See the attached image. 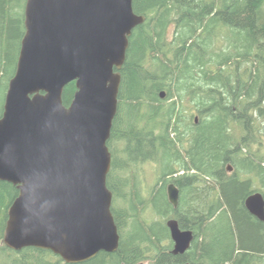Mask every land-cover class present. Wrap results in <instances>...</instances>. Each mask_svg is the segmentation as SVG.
Returning a JSON list of instances; mask_svg holds the SVG:
<instances>
[{
  "label": "trees",
  "instance_id": "16d2710c",
  "mask_svg": "<svg viewBox=\"0 0 264 264\" xmlns=\"http://www.w3.org/2000/svg\"><path fill=\"white\" fill-rule=\"evenodd\" d=\"M24 4L0 0V115ZM132 7L145 20L129 37L107 141L117 249L66 263L46 249L8 248L3 229L18 190L0 180V264H264V221L245 206L255 191L264 198V0H132ZM74 91L69 82L64 105ZM147 162L159 172L149 190L140 175ZM169 182L178 188L176 207ZM170 217L193 232L183 254L171 253Z\"/></svg>",
  "mask_w": 264,
  "mask_h": 264
},
{
  "label": "water",
  "instance_id": "95a60500",
  "mask_svg": "<svg viewBox=\"0 0 264 264\" xmlns=\"http://www.w3.org/2000/svg\"><path fill=\"white\" fill-rule=\"evenodd\" d=\"M23 14L24 33L0 115V180L18 190L7 208L3 243L79 263L119 244L106 184L107 141L129 37L145 16L134 13L132 0H25ZM69 82L75 91L66 106ZM166 193L176 207L173 182ZM245 206L264 221L259 191L247 196ZM165 223L171 253L183 254L192 230L180 228L175 218Z\"/></svg>",
  "mask_w": 264,
  "mask_h": 264
},
{
  "label": "rangeland",
  "instance_id": "374dc122",
  "mask_svg": "<svg viewBox=\"0 0 264 264\" xmlns=\"http://www.w3.org/2000/svg\"><path fill=\"white\" fill-rule=\"evenodd\" d=\"M171 33H172V28L171 29L169 28L168 38L171 37ZM188 105H189V107H191V104H188ZM193 113L195 114L194 111H193ZM141 167L142 168L140 170V175H141V180L143 182V188L146 190H149L155 183L158 182L159 172L157 171L158 170L157 165H156V163H153V162H147V163L143 164ZM170 218H172V217H170ZM143 262H144V264H148V261H146V260H144Z\"/></svg>",
  "mask_w": 264,
  "mask_h": 264
},
{
  "label": "flooded vegetation",
  "instance_id": "af4514ba",
  "mask_svg": "<svg viewBox=\"0 0 264 264\" xmlns=\"http://www.w3.org/2000/svg\"><path fill=\"white\" fill-rule=\"evenodd\" d=\"M19 48H20V45H19ZM18 52H19V49H18Z\"/></svg>",
  "mask_w": 264,
  "mask_h": 264
}]
</instances>
